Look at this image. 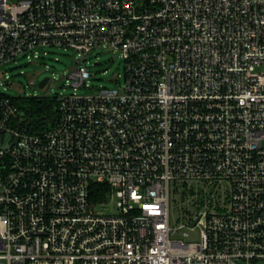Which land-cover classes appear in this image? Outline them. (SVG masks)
Wrapping results in <instances>:
<instances>
[{"label": "built area", "instance_id": "built-area-1", "mask_svg": "<svg viewBox=\"0 0 264 264\" xmlns=\"http://www.w3.org/2000/svg\"><path fill=\"white\" fill-rule=\"evenodd\" d=\"M45 47L125 82L0 93V264H264V0H0V68Z\"/></svg>", "mask_w": 264, "mask_h": 264}, {"label": "rangeland", "instance_id": "rangeland-1", "mask_svg": "<svg viewBox=\"0 0 264 264\" xmlns=\"http://www.w3.org/2000/svg\"><path fill=\"white\" fill-rule=\"evenodd\" d=\"M40 52L44 58L36 63H28L25 58H20L0 68V93L14 99L42 98L72 93L86 95L92 91V88H119L125 82V62L119 52L94 51L86 58L84 65L92 74L87 82L91 89L84 87L75 89L72 86L73 82L69 80L70 72L77 66L75 57L83 61L79 53L66 47H45L40 49ZM7 75H9L8 79H6ZM46 78L50 79L51 85L47 89L41 88L40 83ZM174 206L175 204H172L171 225L180 226V211L177 208L174 209Z\"/></svg>", "mask_w": 264, "mask_h": 264}, {"label": "trees", "instance_id": "trees-1", "mask_svg": "<svg viewBox=\"0 0 264 264\" xmlns=\"http://www.w3.org/2000/svg\"><path fill=\"white\" fill-rule=\"evenodd\" d=\"M23 112L27 115L31 126H48L50 116L54 113L56 100L46 97L23 99L21 102ZM51 125V124H50Z\"/></svg>", "mask_w": 264, "mask_h": 264}, {"label": "water", "instance_id": "water-1", "mask_svg": "<svg viewBox=\"0 0 264 264\" xmlns=\"http://www.w3.org/2000/svg\"><path fill=\"white\" fill-rule=\"evenodd\" d=\"M47 81H48V78L44 79V80L40 83V87H41V88L45 87Z\"/></svg>", "mask_w": 264, "mask_h": 264}]
</instances>
